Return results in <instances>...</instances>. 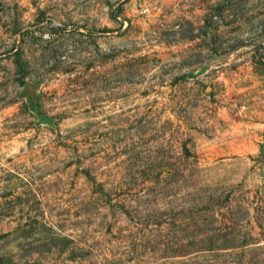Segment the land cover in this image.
Here are the masks:
<instances>
[{"label":"rangeland","instance_id":"obj_1","mask_svg":"<svg viewBox=\"0 0 264 264\" xmlns=\"http://www.w3.org/2000/svg\"><path fill=\"white\" fill-rule=\"evenodd\" d=\"M0 264H264V0H0Z\"/></svg>","mask_w":264,"mask_h":264}]
</instances>
